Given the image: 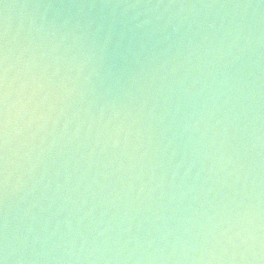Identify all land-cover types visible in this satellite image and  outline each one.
Listing matches in <instances>:
<instances>
[{"label": "clouds", "instance_id": "obj_1", "mask_svg": "<svg viewBox=\"0 0 264 264\" xmlns=\"http://www.w3.org/2000/svg\"><path fill=\"white\" fill-rule=\"evenodd\" d=\"M0 264H264V0H0Z\"/></svg>", "mask_w": 264, "mask_h": 264}]
</instances>
